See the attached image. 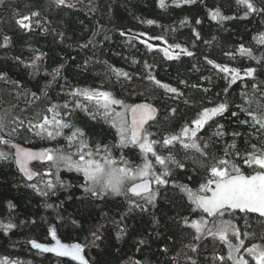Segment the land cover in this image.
Segmentation results:
<instances>
[{
	"label": "trees",
	"instance_id": "16d2710c",
	"mask_svg": "<svg viewBox=\"0 0 264 264\" xmlns=\"http://www.w3.org/2000/svg\"><path fill=\"white\" fill-rule=\"evenodd\" d=\"M72 2L75 4L74 8H57L52 0H5V4L0 6V36L7 34L11 37L10 47L0 48V69H8L10 78L20 80L23 84V90L17 91L11 85L0 81V117H4L9 125L5 131H10L11 127L15 126L12 123L14 118L23 119L27 127L29 121L36 123L45 114L51 117V113H46L50 102L60 107L67 101L69 108L66 111L70 115L63 116L62 111L61 116L85 132L86 143L112 144L119 139L116 129L103 118L94 120L88 113L74 109L73 98L67 94L74 88H96L111 91L117 98H126L128 104L133 102L154 104L159 110V122L154 123L150 131L156 133L155 138L159 139L161 133L178 134L183 126L198 118V112L203 106H212L208 101L223 98V88L227 80L221 79L222 74L213 70L212 66L206 63L205 57L229 67L242 68L251 65L260 71L257 62L247 55H241L238 49L243 44L245 48H251L254 56L264 57V44L254 39L264 34V17L257 15L248 20L235 19L222 24L208 18L207 9L217 6L225 15H234L238 7L235 0H205L207 7L198 3L183 8L167 9H160L157 0H82V2L72 0ZM257 2L264 3V0ZM31 10L40 11L42 22L50 29L49 31L35 29L31 33H24L16 27L14 14L27 13ZM185 17H188L191 23L181 26L180 21ZM197 18L202 20L200 25L195 24ZM147 20H154L156 23L149 25L146 23ZM193 27L200 33L201 39H195L192 33ZM129 29L130 33L125 36L120 35L121 31L127 32ZM58 33H63V38ZM93 33L97 34L93 35ZM141 33L145 35L141 36ZM105 35L107 39L104 38ZM155 37L162 39H154ZM213 37L216 39L213 40ZM90 39L95 43L90 44L87 49L80 47ZM151 42H158L164 47L152 46L150 49ZM174 43H180L194 55L189 57L181 54L179 59H166L163 49ZM234 49L237 50L234 60L224 54ZM36 50L47 54L42 61H38L40 70L37 75H33L31 69L17 65L12 59L21 56L28 60L37 54ZM174 50L179 49H170V51ZM104 62L133 74V81L124 84L117 81L115 76L108 72ZM145 62L152 65L151 74L161 81V84L176 87L185 96L181 99H171L170 97L175 94L167 93L153 82L141 79L142 75H147L149 72L144 67ZM61 64L64 66L61 75L52 82L48 74ZM181 80L186 81V84H181ZM257 80H264V74L257 77ZM50 82L51 85L48 86ZM129 83L131 87L128 86ZM237 83L240 87L233 85L230 99L237 98L244 88L240 81ZM61 85L65 86L63 91ZM190 85H199V87L192 88ZM204 88H208L209 91L205 93ZM33 92L40 99H33L31 95ZM45 92L47 96L44 95ZM141 93L142 95H138ZM217 93L221 95L217 96ZM185 98L189 100L188 104L183 102ZM171 107H176L177 113L174 117L166 118L165 111ZM117 110L120 109L117 107ZM68 131L65 130L66 133ZM214 131L215 128H208L203 139L208 140ZM224 139L230 142V138ZM13 143L42 150L44 147L63 146L66 141L63 137L57 140L41 139L33 132L21 129L19 134L13 136ZM0 149L6 150L3 146H0ZM161 151L164 155L170 154L167 148ZM210 151L215 152V149ZM113 154L118 158L120 151L116 150ZM123 154L131 162L141 163L138 148L130 146L123 150ZM171 154L177 159L184 160L188 172L194 176L198 173L202 182L205 170L200 167L201 161L197 154L189 153L188 158L185 159V150L178 145L172 149ZM218 154L222 155V152ZM34 169L44 170L39 164H36ZM61 176L74 187L60 192L59 200H64L65 203L59 215L64 219L57 221L58 213L46 209L43 198L24 186L26 180L20 175L15 162L0 161V222H6L8 218L7 200L14 199L18 208L11 219L19 225L7 236L0 233V256L10 255L12 259H18L23 264H75L69 260L42 255L31 249L27 243L30 239L41 243L51 242V237L47 234L49 225L56 228L57 237L64 243L85 245L88 258L106 261L107 264H128L129 260L133 264L136 261H140L141 264H188L183 255L186 251L188 255L197 259L198 264H217L216 256H227L226 246L218 240L208 238L203 242L194 241L192 236L194 230L182 228L172 222V217L177 212L185 211L187 203L186 196L179 191L169 190L166 194H162L156 202V207L151 208L148 213L141 214L138 211L128 213V201L123 197L109 196L107 202H89L88 196L81 187L82 177L78 178V174L66 170H62ZM180 182H184L183 175ZM189 187L196 191L198 184L194 180ZM69 195H73L74 198L69 200ZM59 200L54 197L48 202L59 203ZM126 214L127 219L124 223L128 235L117 242L114 238L116 226L112 221L119 220ZM237 216L233 222L242 233L259 232L264 235L263 219L248 214L237 213ZM153 218L160 221L159 226L153 224ZM72 219L79 221L81 228L73 225ZM31 220H35L36 224L28 222ZM21 221L25 223L21 224ZM100 224L105 225L108 229L106 234L112 237L106 242L107 250L103 246L99 249L89 247L92 240L91 232ZM141 238L146 239L148 244L137 250L136 242ZM165 243L170 250L167 254H162L160 248ZM189 243L198 244L200 255L188 251L185 246ZM245 244H249V239H245ZM117 248L120 249L118 253ZM178 253L181 254L179 257H177Z\"/></svg>",
	"mask_w": 264,
	"mask_h": 264
},
{
	"label": "snow or ice",
	"instance_id": "6c2138e0",
	"mask_svg": "<svg viewBox=\"0 0 264 264\" xmlns=\"http://www.w3.org/2000/svg\"><path fill=\"white\" fill-rule=\"evenodd\" d=\"M82 2V0H77ZM57 8H74L72 0H52ZM205 4V0H157V6L160 9L169 7L183 8L195 4ZM5 4V0H0V6ZM238 6L234 15H225L220 7L207 9L208 18L212 21L222 24L229 20H248L257 15L264 17V3L257 0H235ZM205 7L207 5L205 4ZM95 9H93L94 11ZM14 23L16 27L24 33H31L35 29L49 31L44 26L41 19V13L38 10H31L27 13L16 12L14 14ZM149 25L155 24L154 20H147ZM191 21L185 17L180 21L181 26L189 25ZM202 20L197 18L196 25H200ZM131 30L121 31L120 35L125 36ZM195 39H201L200 33L196 28H192ZM97 33H93L96 35ZM63 38V33H58ZM141 36L145 35L143 33ZM108 37L105 35L104 37ZM154 39H162L155 37ZM213 40L216 37L212 38ZM257 42L264 44V34L254 37ZM11 37L7 34L0 36V48L7 49L10 47ZM93 40H88L80 45L81 48L87 49ZM210 44V41H205ZM152 48V45H149ZM170 49H179L180 51H170ZM33 57L26 60L21 56L13 57L17 65H22L25 69H31L33 75L39 74L38 61H42L47 55L38 52ZM164 55L168 60L179 59L180 55L193 56L194 53L180 43L169 45L163 49ZM234 49L232 52H225L226 56L235 59ZM238 51L241 55H247L248 58L255 60L260 71L254 66H245L242 68L229 67L217 63L214 59L205 57L206 63L212 66L221 79H226L227 83L223 88V98L217 101H208L212 106H203L198 112V118L190 121L183 126L179 133L170 135L160 134L156 139V133L150 131L154 123H158V109L152 103H126V98H117L111 91L101 89L74 88L70 89L67 94L73 98V108L80 109L88 113L92 119L103 118L105 122L111 124L116 129L118 141L112 144L85 142V132L71 121L65 120L61 116H69L66 111L69 103L66 101L58 107L51 103L46 109V113H51V117L45 114L42 119L36 123L28 122L25 127L23 119L14 118L10 131H5L9 125L5 122L4 117H0V161L7 162L12 160L18 166V170L26 177L25 187L31 189L34 194L43 198L44 207L56 211L57 221L64 218L59 215L63 209L64 200H59L60 192L68 191L74 185L61 176L62 170L78 174L82 177L81 187L83 192L88 196L89 202L105 201L109 196L123 197L128 201V213L138 211L139 213H148L151 208L156 207V202L162 194L169 190H176L186 196L187 203L183 213L177 212L172 217V222L182 228L194 230L192 233L193 240L203 242L208 238L218 240L227 248V256H216L217 264H264V235L259 232H241L240 228L233 222L235 213H255L259 217H264V80H257V77L264 74V57H256L252 54L251 48H245L243 44L239 46ZM108 72L115 76L117 81L122 84L133 81V74L117 69L114 66L107 65L104 62ZM136 63V61H133ZM87 64V61L85 62ZM61 64L48 75L51 81L57 80L61 75ZM144 67L149 70L147 75H142L141 79H146L165 89L167 93L175 94L171 99H181L185 94L176 87L168 84H161L154 75L151 74L152 65L145 62ZM0 81L11 85L17 91L23 90V84L20 80H12L9 76L8 69H0ZM240 81L244 88L235 99H230L233 85L240 87L237 83ZM181 84L186 81L181 80ZM51 85V82L48 86ZM131 87V84L128 85ZM61 90L65 89L61 85ZM192 88H198L199 85H190ZM203 91L207 93L208 88ZM33 99L40 97L33 92ZM47 96V92L44 93ZM138 95H142L138 94ZM217 93V96H220ZM237 100L239 102H237ZM185 104L189 103L184 99ZM117 107L120 109L117 110ZM177 113L176 107L166 109V118L174 117ZM224 121V123H221ZM207 126V127H205ZM208 128H215V131L208 140L203 137L207 134ZM23 129L33 132L35 136L41 139L57 140L63 137L66 143L63 146L55 148L44 147L42 150L33 151L31 149L21 148L18 144L13 143V136L19 134ZM65 130H69L67 133ZM230 138L229 140L224 139ZM215 140L216 143H210ZM221 142H223L221 144ZM177 145L185 150V159L189 153L197 154L201 161L200 167L205 170V176L199 177L188 172V166L182 159H177L171 154L172 149ZM130 146L138 148L141 154V163L136 164L125 158L124 149ZM159 146V147H157ZM167 148L169 155H164L161 151ZM215 149V152L210 151ZM119 150L118 158L114 157V151ZM222 155L218 154L221 153ZM40 162L44 169L33 170L29 165L33 162ZM159 166V167H157ZM248 170H251L250 172ZM183 175L184 182L181 181ZM39 178L38 180L36 178ZM195 180L198 189L193 191L189 185ZM59 200V203H49L52 198ZM69 195L68 199H73ZM8 218L6 222H0V233L7 236L19 225L12 222V215L17 210L18 205L14 199H8L6 203ZM107 215V214H106ZM179 217V219H177ZM197 217V219H192ZM127 214L113 219L112 223L116 226L115 240L121 241L126 235L127 226L124 221ZM29 223L35 225L36 221L31 220ZM24 224L25 221H21ZM71 223L77 228L81 224L76 219ZM247 223V221H246ZM155 226L160 225V221L153 218ZM264 227V225H262ZM108 229L104 224L98 225L91 232L92 240L89 247L101 248L107 250V241L112 237L107 235ZM48 236L55 241V246H48L36 240H28L27 243L32 249L39 253H52L56 257H71L73 261L79 264H107L98 260L88 258L85 252V245L80 243L66 244L61 243L57 238V230L54 226L49 225ZM242 236L244 238H242ZM169 239H172L169 237ZM245 239H249V244H245ZM259 241L258 243L255 241ZM97 241L100 243L98 244ZM139 247L148 244L146 239H139ZM188 251L195 255H200L197 243H189L185 246ZM167 243L160 248L162 254L169 252ZM119 248L116 249L118 253ZM101 253H98V255ZM181 254L178 253L177 257ZM188 264H198L194 256L183 252ZM247 257V258H246ZM175 259V258H174ZM0 264H23L18 259H12L10 255L0 256ZM128 264H133L129 260ZM135 264H141L136 261Z\"/></svg>",
	"mask_w": 264,
	"mask_h": 264
},
{
	"label": "water",
	"instance_id": "95a60500",
	"mask_svg": "<svg viewBox=\"0 0 264 264\" xmlns=\"http://www.w3.org/2000/svg\"><path fill=\"white\" fill-rule=\"evenodd\" d=\"M139 103H146V102H139ZM147 103H150V102H147ZM153 106L154 107H156L154 104H153ZM157 108V107H156ZM158 109V108H157ZM158 116H159V110H158ZM16 144H18V143H16ZM21 148H25V149H31V150H33V151H39V150H41V149H34V148H30V147H27V146H23V145H20V144H18ZM36 164H39L40 165V162H37V161H33L30 165H29V167L30 168H33V166L34 165H36ZM16 167H17V170H18V166L16 165ZM33 170H35L34 168H33ZM19 171V170H18ZM19 173H20V175L23 177V179L24 180H26V177H24L23 176V174L19 171ZM237 213H240V212H237ZM240 214H246V213H240ZM247 214H250V215H254V216H257V217H259V215L258 214H255V213H247ZM259 218H262L263 220H264V217H259ZM58 238V237H57ZM59 239V238H58ZM60 240V239H59ZM61 241V243H64L62 240H60ZM44 244H46V245H48V246H55V241H52L51 240V243H44ZM66 244H69V243H66ZM33 251H35V252H38L37 250H35V249H32ZM39 253V252H38ZM40 254H42V255H46V256H52V257H55V258H58V257H56L54 254H52V253H40ZM58 259H65V260H69V261H71V262H73V263H75V264H79V262L78 261H73L72 259H71V257H59Z\"/></svg>",
	"mask_w": 264,
	"mask_h": 264
},
{
	"label": "rangeland",
	"instance_id": "374dc122",
	"mask_svg": "<svg viewBox=\"0 0 264 264\" xmlns=\"http://www.w3.org/2000/svg\"><path fill=\"white\" fill-rule=\"evenodd\" d=\"M150 45L152 46H158L159 48L164 47V45H160L158 42H151ZM174 51H180V50H174ZM237 213L235 214V218H237ZM247 258V257H246Z\"/></svg>",
	"mask_w": 264,
	"mask_h": 264
},
{
	"label": "bare ground",
	"instance_id": "6f19581e",
	"mask_svg": "<svg viewBox=\"0 0 264 264\" xmlns=\"http://www.w3.org/2000/svg\"><path fill=\"white\" fill-rule=\"evenodd\" d=\"M31 247V246H30ZM32 249V248H31Z\"/></svg>",
	"mask_w": 264,
	"mask_h": 264
}]
</instances>
